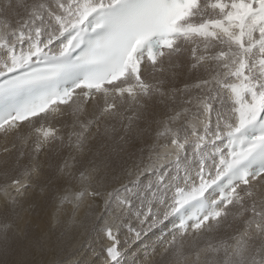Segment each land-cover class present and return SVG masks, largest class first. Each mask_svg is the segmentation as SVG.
I'll return each instance as SVG.
<instances>
[{"label":"snow or ice","instance_id":"obj_1","mask_svg":"<svg viewBox=\"0 0 264 264\" xmlns=\"http://www.w3.org/2000/svg\"><path fill=\"white\" fill-rule=\"evenodd\" d=\"M185 51L189 71L206 75L178 89L169 80ZM0 78V132L62 116V106L74 117L66 138L41 125L13 144L15 174L0 173L13 214L44 178L72 224L85 201H103V264H121V228L139 238L172 217L164 251L175 264H264V0H0ZM98 96L103 106L85 115L81 98ZM108 120L119 123L104 129L112 153H127L119 167L85 151ZM145 134L152 143L133 146ZM46 149L61 157L47 177ZM14 229L0 220L5 253Z\"/></svg>","mask_w":264,"mask_h":264},{"label":"rangeland","instance_id":"obj_2","mask_svg":"<svg viewBox=\"0 0 264 264\" xmlns=\"http://www.w3.org/2000/svg\"><path fill=\"white\" fill-rule=\"evenodd\" d=\"M181 63H182V67H180V68H178V69H175V71L178 73V75H180V74H182L184 71H186L187 69H189V64H190V61H189V53H187L186 55H185V52L182 54V56H181ZM165 67L167 68V63L165 64ZM187 73H190V71L189 72H187ZM147 75V74H146ZM158 76L159 75H161V74H157ZM164 75H166V76H169L170 77V73H165ZM206 75V73H198L196 76V79H195V82H196V80H197V78L198 77H202V76H205ZM194 82V83H195ZM169 84L171 85V86H174L175 87V85H176V81L175 80H169ZM192 91V94L193 95H195L196 94V92H197V90H195V89H192L191 90ZM100 101H103V99L101 98V97H97L95 100H92V101H89V100H86V99H84V98H81V100H80V102H82V103H84V104H82L81 106L84 108V110H85V115H88V114H90V113H92L96 108H98V107H100V105H101V107L103 106V102H100ZM91 105H92V107H91ZM95 105V106H94ZM98 105V106H97ZM87 107L88 108H91V109H87ZM87 111V112H86ZM90 111V112H89ZM111 121V122H110ZM116 124L117 125V127L119 128V123H118V121H114V120H108V121H101V123L99 124V126L100 127H98V128H93V130H92V136H90L91 138H90V140H92V141H94L93 143H92V141L90 142V140H89V142H88V144H89V146H87L86 145V149H85V151H87L89 148L90 149H94V150H96V149H98L100 152H101V154H102V156L100 157V158H98V159H102L103 158V156H105V155H109V154H111L112 155V158L116 161V164H117V166L119 167V165H120V163H121V161H122V158H124V157H126L127 156V153H120V155L119 156H117L115 153H112V146H116V141H115V139H112V140H109V139H106V138H104V136H102L101 135V133H102V131H104V129H105V126H106V124ZM101 124H103V125H101ZM140 127H143V125H142V122L140 123V125H139ZM103 129H102V128ZM59 128V127H58ZM101 128V129H100ZM96 129V130H95ZM97 130H99V132L97 131ZM95 131V132H94ZM98 133H97V132ZM135 131H133V133L131 134L132 135V137L134 136H136V132L134 133ZM10 133H13V132H10ZM93 133H95L94 135H93ZM100 137H99V136ZM93 136L94 137H96V136H98V138H100V140L101 141H99L98 140V138L96 137V142H95V140L94 139H92L93 138ZM32 139V138H31ZM35 138H33L32 140H34ZM20 140V138L18 139H16L10 146H9V151L8 152H6L5 154H7V155H5L4 157H3V159L1 158L0 159V173H2L3 171H5V170H8L9 172H10V174H15V173H13L12 172V167H13V165H14V162H15V160H16V157H17V148H19V146H20V143H21V141H19ZM152 139H151V137L149 138V139H146V136H144V138L142 139V140H140V141H137V142H134V145L133 146H135L136 148H139V147H141L142 145H146V144H151L152 143V141H151ZM99 141V142H98ZM110 141V142H109ZM97 143V144H96ZM98 143H99V145H98ZM105 143H107V144H105ZM113 143V144H112ZM13 144H15L16 146H17V148H13ZM102 144V145H101ZM112 144V145H111ZM97 145V146H96ZM101 145V146H100ZM94 146V147H93ZM114 146V147H115ZM97 147V148H96ZM101 147H103V148H101ZM127 147V146H126ZM107 149V150H106ZM67 150V149H66ZM66 150H64V152H62V155H67L68 154V152L66 151ZM103 150V151H102ZM131 151V148L129 147L128 148V152H130ZM15 152V153H14ZM11 153V155H9ZM14 153V154H13ZM64 153V154H63ZM8 156V157H7ZM12 156V157H11ZM15 156V157H14ZM140 156V153L139 152H137L136 154H135V156H133L132 157V159H137L138 157ZM144 156L146 157L147 156V150H145V153H144ZM14 157V158H13ZM49 157H51V163H52V165H53V169H48L47 168V163H48V158ZM6 159V160H5ZM2 160V161H1ZM60 161H61V157H58V156H56L55 154H54V152H49L47 149L45 150V153H42L41 154V156H40V162L42 163V164H44L45 165V177H47V176H49V175H51L52 174V172L54 171V168H55V166L56 165H58L59 163H60ZM24 162H26V161H24ZM127 163H131V160H128L127 161ZM0 182L1 183H3L4 181H3V178L2 177H0ZM41 187H44V193L43 194H41ZM52 188V189H51ZM34 189H35V191H34ZM34 189H31V190H29V192H30V194L29 195H27L28 193H26L25 194V196L23 197V198H20V202L18 203V205L16 206V208H15V214H13L12 212H11V210H10V206H8V207H5V204L4 205H2L3 204V201H0V209L2 208V207H4V208H2L1 210H3V211H1L0 210V220L1 219H4L5 217L7 218V219H10V220H12L13 222H15L14 224H17L18 225V220H19V216L20 215H23V216H25L27 219H28V223H30V226L29 225H27L28 223L26 222L25 224H23L22 225V230L21 231H18V230H16L17 229V225L15 226V229L13 230V231H11L10 233H9V249H8V252L7 253H5V256H4V251H3V249L1 250V247H0V260H1V264H3V263H6V264H8V262H9V264H17V263H20V261H18L19 260V258H17V257H19V255H18V252H20V249L22 248V249H25V250H27V251H25V250H22V254L23 253H26L27 255H28V257H26L25 256V261H24V259H23V262L22 263H20V264H32L31 262H33L34 261V259L33 258H36V256H37V254L39 253H42L43 251H41L40 249H41V247H39V249H38V247H37V245H39L41 242V240H42V238H41V240L39 241H37V239H40L39 238V234L41 235V236H44V237H46L47 236V233H48V236L49 237H47V239L49 240L50 238H52L53 240H54V242L55 243H53V240L52 239H50L49 241H51L50 242V246L51 247H49L48 245H46L47 247H49V249L50 248H53V246H55V244L56 243H58L59 244V242H60V240H56V239H63V237L65 236V238L63 239V240H61V242H60V244L61 245H63L64 247H61V245L59 244H56V246L55 247H59V248H56L55 250H57L58 252H59V249H60V247H61V249H60V251L62 250V249H65V250H63V251H61L62 252V254H61V252H56L55 250H52V249H50V250H52V253L50 252V250L49 249H46L47 251V253L45 252V249L44 248H42V250H44V253H42V256H41V254L39 255V259H40V256H41V258L43 257L44 258V260H39L38 259V256H37V258H36V263H37V261H40L39 262V264H45V262H47L46 264H68L67 262H69V260L70 259H74L73 261H71L70 260V262H69V264H82V263H80V262H83V261H85L86 263L88 262V261H91V262H88L87 264H103V261H104V259H105V253H104V248L103 247H105L107 244L106 243H108V241L106 240V239H103V240H106L105 242L102 240V238H104L103 236H102V232L100 233V231H99V227L101 226L102 227V223H100V222H98L96 219H97V217L95 218V216H94V214H93V208L99 203V202H101L102 200H97L95 203H94V206H92L91 207V209H92V211H91V209L88 207V211H89V209H90V211L88 212V214L90 215H87L88 216V220L87 219H85V224H87V225H84L83 226V224H80V222H81V220H80V222H78V223H76V225L74 224H71V225H73L74 227L72 228L71 227V225H70V228H64V227H66V226H63V225H61L62 223L60 222V225L64 228V230L66 229H70L69 230V232H67L66 230L64 231L63 230V228H60V225H59V222H57V217L54 219V221L52 222V224H51V226L49 227V230L46 232V234L44 233H39L38 232V230L36 229V224L38 223V222H41L43 225H44V220L46 219L45 218V213H46V210H51V209H54L53 207H54V204L55 203H57L56 202V200L55 199H53L54 198V187H51V185H46L45 184V179L44 178H42L39 182H38V185H37V187L36 188H34ZM39 189V190H38ZM31 191H33L34 193H36L37 192V194H39L38 192H40V194H39V196L38 195H36V194H31L32 192ZM49 191H51L50 193L51 194H46V192L47 193H49ZM34 195V196H33ZM50 195V196H49ZM35 196H37V197H40L41 196V201H42V198H46V200H44L43 199V201H42V203L43 202H47V200H48V202L46 203V204H39L38 203V198L36 199V200H38V201H36L35 200ZM51 196H53V198L51 197ZM32 197H33V199H34V201H31V200H29V198L30 199H32ZM50 197L52 198V200L50 199ZM32 199V200H33ZM29 200V201H28ZM52 201V203L50 202V201ZM23 201H25V202H23ZM28 201V202H27ZM23 202V203H22ZM32 202H36V203H34V205L32 204ZM22 203V204H21ZM31 203V204H30ZM37 204H39L40 206V209L36 206ZM31 205H33L34 206V209L32 208V206ZM2 206V207H1ZM29 206H30V209H29ZM101 206V207H100ZM102 206H103V203L102 204H100L99 205V207H100V209L102 208ZM38 208V209H36V208ZM24 208L26 209V210H24ZM81 208V207H80ZM28 210V211H27ZM36 212H35V211ZM4 211H5V213H4ZM25 211H27V212H25ZM23 212V213H22ZM4 213V214H3ZM59 213H61V212H59ZM91 213H92V216H91ZM32 214V215H31ZM33 217V219L31 218V216ZM66 215V214H65ZM28 216H30V217H28ZM67 216V215H66ZM65 216V220H67V218L68 217H66ZM99 216V215H98ZM90 217V218H89ZM12 218H14V219H12ZM30 218V219H29ZM63 218V217H62ZM61 218L59 217V221H61L60 220ZM91 219V220H90ZM133 220V222H131ZM87 221H88V223H87ZM96 221V222H95ZM131 223L128 221V223H130L133 227H135V228H138L137 226H139L138 225V223L136 222V220L133 218V219H131ZM170 221H171V224L173 223V221H175V220H173V219H168V220H166V221H164L160 226H155L153 229H148L146 232H144V233H142V235L139 237V238H137L135 235H134V233H130L128 230H127V227H125V230H126V232H125V230H124V228H121V230H123V231H119V233H120V235L118 234V239H122L123 237L126 239H123V240H125L124 242L121 240L120 241V243H119V247H120V249H121V252L122 251H124L123 253H122V256H121V264H143V263H148V264H159V262H161L160 264H162V262H163V264H167V263H170V261L171 262H173L174 264H175V261H174V259H173V257H172V255H171V253H165V252H163L164 250H165V248L168 246V242L171 240V236H172V234L170 235L169 233V235L167 234V230H165V229H167L168 228V225H169V223H170ZM57 222V225L55 224ZM135 222V223H134ZM95 223V224H94ZM136 223H137V225H136ZM55 224V225H54ZM78 224V225H77ZM80 224V225H79ZM99 224V225H98ZM101 224V225H100ZM27 225V226H26ZM47 225V223H45V225L44 226H46ZM58 225H59V227H58ZM81 225H82V228H81ZM26 226V227H25ZM55 226V229H52L53 227ZM58 228H57V227ZM77 226V227H76ZM78 226H80L79 228H78ZM86 226V227H85ZM90 226V227H89ZM93 228H92V227ZM95 226V227H94ZM98 226V227H97ZM146 227V226H145ZM162 227V230L160 231V228ZM80 228L82 229V231L80 230ZM85 228H86V230H85ZM92 228V229H91ZM96 228H97V231H96ZM52 229V230H51ZM57 229H60V232L57 234L58 235V237L57 238H55V236H57L55 233L57 232V231H59V230H57ZM78 230V231H76V232H78V234H81V237H80V235L79 236H77L78 234H76L75 233V231L74 230ZM83 229L85 230V231H83ZM61 230H62V232L64 231V233H65V235H64V233H63V235H61V237H59L60 236V233H61ZM79 230H80V232H79ZM90 230V231H89ZM53 233V234H55L54 236L52 235V236H50L51 234V232ZM73 231V232H72ZM94 231V232H93ZM72 232V234H71V236L73 235V237H70V233ZM86 232V233H85ZM91 232V233H90ZM98 232V233H97ZM16 233H20V235L18 236ZM33 233V234H32ZM36 233V234H35ZM66 233H69V234H67L66 235ZM75 235H74V234ZM82 233H83V236H82ZM89 233V234H88ZM93 233H95V236H94V234ZM121 233H122V235H121ZM126 233V234H125ZM128 233V234H127ZM62 234V233H61ZM101 236H100V235ZM125 236H124V235ZM130 234H133V235H131L130 236ZM32 235V236H31ZM46 235V236H45ZM87 235V236H86ZM92 235V236H91ZM96 235H97V237H96ZM34 236V237H33ZM40 236V237H41ZM63 236V237H62ZM67 236H69V237H67ZM74 236H76V237H74ZM91 236V237H90ZM94 236V237H93ZM102 237V238H100V237ZM122 236V237H121ZM129 236V237H128ZM160 236L162 237V238H160ZM28 237V238H27ZM36 237V238H35ZM88 239H87V238ZM133 239H132V238ZM136 237V238H135ZM32 238V240H33V238H35L36 239V241H35V239L31 242V240L30 239ZM67 238H69V240H70V238H71V240L73 239V238H75V239H73L72 241H69ZM77 238H79V241L77 240ZM91 238V239H90ZM44 239V238H43ZM95 239V240H94ZM97 239H98V241H97ZM26 240H28V243L29 244H26L27 242H25ZM45 240V241H44ZM43 241H42V243H41V245L40 246H42V247H45V244H46V242H48V244H49V241H46V239H44ZM65 240V241H64ZM68 242H67V241ZM75 240V241H74ZM92 240V241H91ZM93 240H94V243H93V245H91L92 244V242H93ZM100 240H102V242L100 241ZM129 240H131V241H129ZM58 241V242H57ZM63 241L65 242V245L66 244H71V245H69V247H67L68 245H64L63 244ZM73 241H74V243L76 242V244L78 245H76L75 246V244L73 243ZM87 241V242H86ZM91 241V242H90ZM96 241V242H95ZM33 242H35V244L33 243ZM40 242V243H39ZM78 242V243H77ZM82 242H83V244H82ZM86 242V243H85ZM99 242V243H98ZM122 242V243H121ZM128 244H127V243ZM0 243H1V245H2V248H3V242L2 241H0ZM39 243V244H38ZM43 243H44V245H43ZM72 243H73V247L75 246V248H73L72 247ZM84 243H85V245H84ZM99 244V249H98V244ZM25 244L27 245V246H25ZM33 244H34V247H33ZM37 244V245H36ZM89 244V245H88ZM97 244V247L95 246ZM106 244V245H105ZM122 244H124V245H122ZM128 246H127V245ZM130 244H132V245H130ZM29 245H30V247H29ZM35 245H36V247H35ZM53 245V246H52ZM83 245V246H82ZM89 246L88 247V249H87V247L86 246ZM91 245V246H90ZM105 245V246H104ZM121 245V246H120ZM130 245V246H129ZM72 248H71V247ZM123 246V247H122ZM25 247V248H24ZM26 247H27V249H26ZM46 247V248H47ZM96 247V248H95ZM130 247V248H129ZM34 248V249H33ZM69 248V251L68 250H66V249H68ZM84 249V251H83V249ZM89 248H93V250H94V253H96L97 254V256L94 254V253H91V249H89ZM100 248H103V249H100ZM36 249V250H35ZM38 249V250H37ZM71 249V250H70ZM73 249V250H72ZM124 249V250H123ZM35 250V251H34ZM74 250H76V251H74ZM79 250V251H78ZM89 250V251H88ZM93 250H92V252H93ZM99 250V253H97V251ZM126 250V251H125ZM1 251H3L2 253H1ZM25 251V252H24ZM38 253H37V252ZM54 251V252H53ZM66 251H67V253H66ZM101 251H103V253L101 252ZM64 252V253H63ZM72 252V253H71ZM76 252V253H75ZM82 252H83V255H81L80 256V259L78 258L79 257V253H81L82 254ZM85 252H86V254H85ZM88 252H90V256L89 255H87V254H89ZM127 252V253H126ZM52 254V255H50L49 257L51 258H49V257H47L48 255L47 254ZM55 254V256H54V254ZM70 253H71V255H70ZM21 254V255H22ZM26 254H23V255H26ZM36 254V255H35ZM47 256H46V255ZM60 254V255H59ZM77 254V255H76ZM102 254V255H101ZM3 255V256H2ZM16 255H18V256H16ZM22 255V256H23ZM31 255H32V257H31ZM58 255V256H57ZM67 257H66V256ZM75 255V256H74ZM94 256V258L92 259V260H90L93 256ZM47 257V258H45V257ZM62 258H61V257ZM72 256V257H71ZM84 256V257H83ZM92 256V257H91ZM99 256V257H98ZM102 256H104V257H102ZM166 256V257H165ZM3 257H5V261L6 260H8V261H4L2 258ZM24 257V256H23ZM56 259H55V258ZM60 257V258H59ZM83 259H82V258ZM85 257H90V259L87 261V259L85 258ZM104 258V259H102V258ZM163 257H165V258H167L168 257V259L166 260L165 258H163ZM26 258H27V260H26ZM31 258H32V260H31ZM70 258V259H69ZM99 258H101V259H99ZM171 260H170V259ZM18 259V260H17ZM76 259H77V261H78V259H79V261L77 262L76 261ZM81 259H82V261H81ZM85 259V260H84ZM165 259V260H164ZM30 260H31V262H30ZM48 260H49V262H48ZM53 260V261H52ZM100 260V261H99ZM162 260V261H161ZM173 260V261H172ZM16 261V262H15ZM35 261L33 262V264L35 263ZM45 261V262H44ZM76 263H75V262ZM97 261V262H96ZM102 261V262H101ZM168 261V262H167ZM29 262V263H28ZM74 262V263H73ZM85 262H83V264H86ZM96 262V263H95ZM99 262V263H98ZM101 262V263H100ZM146 263V264H147Z\"/></svg>","mask_w":264,"mask_h":264},{"label":"bare ground","instance_id":"obj_3","mask_svg":"<svg viewBox=\"0 0 264 264\" xmlns=\"http://www.w3.org/2000/svg\"><path fill=\"white\" fill-rule=\"evenodd\" d=\"M188 52L187 51H185V55L187 54ZM187 72H189V69H187L186 71H184L182 74H180V75H177V77L175 78V81H176V85H175V87L176 88H178V89H182L183 87H184V85L187 83V84H193L194 82H195V79H196V75L198 74V73H205L203 70H200V72H198V73H193V72H190V73H187ZM196 90V89H195ZM79 91V90H78ZM103 99V98H102ZM100 102H103V101H100ZM81 103V105L82 104H84V103H82V102H80ZM95 106V105H94ZM98 106V105H97ZM62 107H65V112H64V114L62 115V116H57V117H48L47 119H45V120H40L39 118H34V120H35V123L33 124V125H28L27 123H25V125L23 126V127H21L19 130H17V131H11V132H13V133H10V132H8L7 134H5V133H3V132H0V159L2 158L3 159V157L5 156V155H7V154H5L6 152L4 151V149L5 148H7V149H9V146L18 138H20V140L19 141H21V139L22 138H24V137H29L30 136V138H35V136H36V133H35V131H34V129L35 128H38V127H40L41 125H45V126H49V125H51V126H53V127H56V128H58L59 130H60V134L61 135H63V136H65V138L67 137V134H68V132L69 131H71L72 130V123H73V120H74V117L71 115V110L69 109V108H67L66 106H62ZM91 107H92V105H91ZM100 107H101V105H100ZM87 109H91V108H88L87 107ZM151 110V109H150ZM165 109H163L162 107H160V106H157V108H156V112H155V118H158V119H162V118H164V115H165ZM87 112V111H86ZM90 112V111H89ZM115 121V120H114ZM111 122V121H110ZM101 123V122H100ZM112 124V123H111ZM101 125H103V124H101ZM142 125H143V127H145L146 125H145V123L144 122H142ZM98 127H100V126H98ZM102 128V127H101ZM100 128V129H101ZM151 128H152V130H154L155 128H156V125L153 123L152 125H151ZM103 129V128H102ZM96 130V129H95ZM98 132H99V130H97ZM96 131V132H97ZM95 132V131H94ZM97 132V133H98ZM135 133V132H134ZM95 133H93V135H94ZM96 135V134H95ZM101 135L102 136H104V138H105V135H104V131H102V133H101ZM90 136H92V134L90 135ZM99 136V135H98ZM98 136H96L97 138H98ZM132 136V135H131ZM145 136H146V139H149L150 138V136L149 135H147V134H145ZM94 137V136H93ZM96 137H95V139H96ZM100 137V136H99ZM134 137V136H133ZM90 138L91 137H89V140H90ZM31 139V140H32ZM93 139V138H92ZM94 139V140H95ZM98 140L99 141H101L100 140V138H98ZM92 140H90V142H91ZM98 141V142H99ZM152 141V140H151ZM16 142V141H15ZM94 141H92V143H93ZM95 142H96V140H95ZM110 142V141H109ZM97 144V143H96ZM105 144H107V143H105ZM113 144V143H112ZM111 144V145H112ZM9 145V146H8ZM98 145H99V143H98ZM102 145V144H101ZM100 145V146H101ZM87 146H89V144H87ZM97 146V145H96ZM115 146V145H114ZM114 146H112V147H114ZM143 146V145H142ZM94 147V146H93ZM87 148V147H86ZM97 148V147H96ZM101 148H103V147H101ZM90 149V148H89ZM64 150H66V149H64ZM64 150H63V152H64ZM94 150V149H93ZM107 150V149H106ZM67 152H68V150H66ZM103 151V150H102ZM161 151H164L163 149L161 150ZM15 153V152H14ZM13 153V154H14ZM101 153V152H100ZM5 154V155H4ZM64 154V153H63ZM103 154V153H102ZM9 155H11V153L9 154ZM3 156V157H2ZM8 157V156H7ZM12 157V156H11ZM15 157V156H14ZM13 157V158H14ZM134 158V157H133ZM123 159V158H122ZM6 160V159H5ZM2 161V160H1ZM1 183V182H0ZM51 187H53V186H51ZM52 189V188H51ZM39 190V189H38ZM34 191H35V189H34ZM32 193L31 194H36V195H38L39 196V194H40V192H38L39 194H37V192L36 193H34L33 191H31ZM51 191H49V193H47L46 192V194H51L50 193ZM43 193H44V191H43ZM42 192H41V194H43ZM30 194V192H28V194L27 195H29ZM40 194V195H41ZM54 195V194H53ZM34 196V195H33ZM50 196V195H49ZM37 196H35L34 198H35V200L38 198V200H36V201H38V203L39 204H41L42 203V201H43V199L44 198H42V201H41V196L40 197H37ZM52 198H53V196H51ZM50 197V199L52 200V198ZM32 199H33V197H32ZM32 199H30L29 198V200H31V201H34V199L32 200ZM54 199V198H53ZM28 200V201H29ZM44 200H46V198L44 199ZM0 201H3V200H0ZM27 201V202H28ZM50 201V200H49ZM23 202H25V201H23ZM22 202V203H23ZM47 202H48V200H47ZM46 202V203H47ZM51 203H52V201H50ZM21 203V204H22ZM34 203H36V202H32V204L34 205ZM44 204H46L45 202H43ZM42 203V204H43ZM103 203V201H101V202H99L94 208H93V214H94V216H95V218L96 217H98V215H100L101 213H102V211H103V206H102V208L100 209V207H99V205L100 204H102ZM31 204V203H30ZM39 204H37L36 206L40 209V205ZM2 205H4V202H3V204ZM33 205H31L32 206V208L34 209V206ZM93 206H94V204H93ZM2 207V206H1ZM2 208H4V207H2ZM1 208V209H2ZM31 208V209H32ZM36 208V207H35ZM38 208H36V209H38ZM54 209H51V210H46V213H45V220L43 221L44 222V225H45V223H47V225L46 226H44L41 222H38L37 224H36V229L38 230V232L39 233H45L46 234V232L49 230V227L51 226V224H52V222L54 221V219L56 218V217H60L61 219V221H59V225H60V222L62 223L61 225H63V226H66V227H64V228H70V225L72 224V223H70V221H69V219L67 218V220H65V212L66 211H70L71 209H70V206H66L65 207V210H60V211H58L57 210V203H55L54 204V207H53ZM0 209V210H1ZM29 209H30V206H29ZM30 209V210H31ZM32 209V210H33ZM38 209V210H39ZM91 209V208H90ZM90 209H89V211H90ZM24 210H26L25 208H24ZM1 211H3V210H1ZM28 211V210H27ZM27 211H25V212H27ZM35 211V210H34ZM37 211V210H36ZM35 211V212H36ZM88 201H85V203L83 204V205H81V208L77 211V213H76V221H77V223L78 222H80V220H81V222H80V224H83V226L84 225H87V224H85V219H87L88 220V216L87 215H89L88 214ZM91 211H92V209H91ZM59 212H61V213H59ZM4 213H5V211H4ZM3 213V214H4ZM23 213V212H22ZM28 213V212H27ZM32 215V214H31ZM30 215V216H31ZM30 216H28V217H30ZM90 216V215H89ZM91 216H92V213H91ZM63 217V218H62ZM67 217V216H66ZM93 217V216H92ZM19 220H18V225L17 224H15V226L17 225V229L16 230H18V231H21L22 230V225L23 224H25L26 222L28 223V219L25 217V216H23V215H20L19 217ZM31 218L33 219V217L31 216ZM90 218V217H89ZM12 219H14V218H12ZM30 219V218H29ZM57 219V218H56ZM133 219V218H132ZM171 219H173V220H175V221H173V223L171 224V221H170V223H169V225H168V228L167 229H165V230H167V234L169 233L170 235L171 234H173V230H174V227H175V225L176 224H178L179 223V220H178V218H176V217H172V218H170V220ZM2 220V219H1ZM91 220V219H90ZM97 220V219H96ZM131 221V219L129 220V222ZM96 222V221H95ZM131 222H133V220L131 221ZM130 222V223H131ZM137 222V221H136ZM15 223V222H14ZM87 223H88V221H87ZM101 223V222H100ZM135 223V222H134ZM56 225H57V222L55 223ZM54 224V225H55ZM79 224V225H80ZM95 224V223H94ZM27 225H29L30 226V223H28ZM26 225V226H27ZM59 225H58V227H59ZM60 225V228H63L62 226ZM74 225V224H73ZM73 225H71V227L73 228L74 226ZM76 225V224H75ZM78 225V224H77ZM99 225V224H98ZM101 225V224H100ZM136 225H137V223H136ZM161 225V224H160ZM160 225H158V226H160ZM25 226V227H26ZM88 226V225H87ZM57 227V226H56ZM57 227V228H58ZM77 227V226H76ZM80 226H78V228H79ZM86 227V226H85ZM90 227V226H89ZM92 227V226H91ZM95 227V226H94ZM98 227V226H97ZM137 227H139V226H137ZM64 228H63V230H64ZM81 228H82V225H81ZM80 228V230L82 231V229ZM93 228V227H92ZM91 228V229H92ZM99 228H101V226L99 227ZM135 228V227H134ZM52 229H55V226L52 228ZM51 229V230H52ZM153 229V228H152ZM57 230H59V231H57L55 234L57 235L59 232H60V229H57ZM66 230V229H65ZM64 230V231H65ZM68 230V231H67ZM66 231L67 232H69V230L70 229H67ZM80 230H79V232H80ZM85 230H86V228H85ZM84 229H83V231H85ZM124 230H125V228H124ZM162 230V227L160 228V231ZM64 231L62 232V230H61V233H60V236L59 237H61V235H63V233H64ZM75 231V233L76 234H78V232H76V231H78V230H74ZM90 231V230H89ZM96 231H97V228H96ZM120 231H123V230H121L120 229ZM51 232V231H50ZM73 232V231H72ZM72 232L70 233V237H73V235L71 236V234H72ZM94 232V231H93ZM125 232H126V230H125ZM49 233V232H48ZM48 233H47V236L46 237H44V236H41L40 234L38 235L39 236V238L40 239H37V241L39 240H41V238L43 237L44 239H46V241H49L50 239H52V238H50L49 240L47 239V237H49L48 236ZM81 233V232H80ZM86 233V232H85ZM91 233V232H90ZM98 233V232H97ZM101 233V232H100ZM131 233V232H130ZM33 234V233H32ZM36 234V233H35ZM51 235L50 236H54L55 234H53L52 232L50 233ZM67 234H69V233H66V235ZM74 234V233H73ZM89 234V233H88ZM94 234V236H95V233H93ZM126 234V233H125ZM128 234V233H127ZM168 234V235H169ZM64 235H65V233H64ZM75 235V234H74ZM80 235V237H81V234H78L77 236H79ZM100 235V234H99ZM119 235H120V233H119ZM121 235H122V233H121ZM124 235V234H123ZM131 235H133V234H130V236ZM135 235V234H134ZM32 236V235H31ZM41 236V237H40ZM82 236H83V233H82ZM87 236V235H86ZM92 236V235H91ZM90 236V237H91ZM93 236V237H94ZM101 236V235H100ZM99 236V237H100ZM102 236H103V234H102ZM125 236V235H124ZM34 237V236H33ZM58 237V235L57 236H55V238H57ZM63 237V236H62ZM67 237H69V236H67ZM74 237H76V236H74ZM96 237H97V235H96ZM122 237V236H121ZM129 237V236H128ZM28 238V237H27ZM36 238V237H35ZM35 238H33V240L35 239ZM42 238V240L40 241L41 243H42V241L44 240ZM65 238V236L63 237V239ZM87 238V237H86ZM100 238H102V237H100ZM126 238V237H125ZM124 237L121 239L123 242L126 240ZM132 238V237H131ZM136 238V237H135ZM160 238H162L161 236H160ZM30 239V238H29ZM63 239H56V240H60V242H61V240H63ZM68 240H69V238H67ZM73 239H75V238H73ZM72 239V240H73ZM88 239V238H87ZM91 239V238H90ZM104 238H102V240H103ZM119 239V242L121 241ZM123 239H125V240H123ZM133 239V238H132ZM31 240V242L33 241L32 240V238L30 239ZM53 240V239H52ZM71 240V238H70V240L69 241H72ZM77 240L79 241V238H77ZM95 240V239H94ZM94 240H93V242H92V244L91 245H93V243H94ZM102 240H100L101 242H102ZM35 241H36V239H35ZM45 241V240H44ZM43 241V242H44ZM65 241V240H64ZM63 241V244L65 245V242ZM67 241V240H66ZM75 241V240H74ZM74 241H73V243H74ZM92 241V240H91ZM90 241V242H91ZM97 241H98V239H97ZM104 242L106 241V240H103ZM108 241V240H107ZM106 241V242H107ZM129 241H131V240H129ZM25 242H27L26 244H29L28 243V240H26ZM39 242V243H40ZM50 242L51 241H49V244H48V242H46V244H45V247H42V246H40L41 245V243L39 244V245H37V247L39 246V247H41V251H43L42 253H44V250H42V248H44L45 249V252L47 251L46 249H49V247H51L50 246ZM56 242V241H55ZM54 242V240H53V243H55ZM58 242V241H57ZM60 242H59V244H60ZM68 242V241H67ZM87 242V241H86ZM85 242V243H86ZM96 242V241H95ZM34 244H35V242H33ZM52 243V242H51ZM73 243H72V247H73ZM78 243V242H77ZM85 243H84V245H85ZM99 243V242H98ZM97 243V244H98ZM110 242L108 241V243H106L107 245L109 244ZM122 243V242H121ZM127 243V242H126ZM25 244V246H27ZM34 244H33V247H34ZM56 244H58V243H56ZM56 244H55V246H56ZM58 244V245H59ZM62 244V243H61ZM60 244V245H61ZM75 244V246L77 245L76 244V242L74 243ZM82 244H83V242H82ZM97 244L95 245L96 247H97ZM105 244V245H106ZM128 244V243H127ZM126 244V245H127ZM36 245H35V247H36ZM43 245H44V243H43ZM46 245H48L49 247H47ZM66 245H68V244H66ZM65 245V246H66ZM69 245H71V244H69ZM69 245L67 246V247H69ZM79 245V244H78ZM77 245V246H78ZM89 245V244H88ZM86 246L87 247V249H88V247L89 246ZM90 245V246H91ZM104 245V246H105ZM122 245H124V244H122ZM130 245H132V244H130ZM129 245V246H130ZM53 246V245H52ZM55 246H53V248H50V249H52V250H55L56 248H59L58 246L57 247H55ZM75 246L73 247V248H75ZM83 246V245H82ZM101 246V245H100ZM99 244H98V249H99ZM121 246V245H120ZM128 246V245H127ZM0 247H1V250L3 249L2 248V245H1V243H0ZM29 247H30V245H29ZM39 247H38V249H39ZM47 247V248H46ZM61 247H64L63 245H61ZM61 247H60V249H61ZM71 247V246H70ZM71 247V248H72ZM95 247V248H96ZM102 247V246H101ZM123 247V246H122ZM23 248V247H22ZM21 248V249H22ZM25 248V247H24ZM104 248V247H103ZM103 248H100V249H103ZM130 248V247H129ZM20 249V252H18V255H19V257H17V258H19V260L18 261H20V263H22L23 262V259L25 258V256L26 257H28V255L26 254V253H23V254H26V255H23L22 254V250H25V249H22L21 250ZM26 249H27V247H26ZM34 249V248H33ZM37 249V250H38ZM49 249V250H50ZM60 249H59V252H61V251H63V250H65V249H62L61 251H60ZM83 249V248H82ZM89 249H91L90 251H91V253H94V250H93V248H89ZM36 250V249H35ZM34 250V251H35ZM52 250H50V252L52 253ZM66 250H68L69 251V248L68 249H66ZM71 250V249H70ZM73 250V249H72ZM92 250H93V252H92ZM124 250V249H123ZM25 251H27V250H25ZM24 251V252H25ZM56 252H58L57 250H55ZM74 251H76V250H74ZM79 251V250H78ZM83 251H84V249H83ZM89 251V250H88ZM96 251V250H95ZM126 251V250H125ZM3 251H1V253H2ZM37 252V251H36ZM39 252V251H38ZM37 252V253H38ZM54 252V251H53ZM58 252V253H59ZM102 253H103V251H101ZM124 251H122V253H123ZM163 252H165V251H163ZM4 253V256H5V252H3ZM42 253H40L41 254V256H42ZM47 253V252H46ZM45 254L47 257H49L50 255H52V254ZM64 253V252H63ZM66 253H67V251H66ZM72 253V252H71ZM71 253H70V255H71ZM76 253V252H75ZM89 254H87V255H89L90 256V252H88ZM97 253H99V250L97 251ZM127 253V252H126ZM24 256H22V255ZM39 254V253H38ZM37 254V256H38V259H39V255ZM54 254V253H53ZM61 254H62V252H61ZM80 255H79V259H80V256L81 255H83V252H82V254L81 253H79ZM85 254H86V252H85ZM96 256H97V254L96 253H94ZM18 255H16V256H18ZM36 255V254H35ZM60 255V254H59ZM77 255V254H76ZM94 255V256H95ZM102 255V254H101ZM3 256V255H2ZM37 256H36V258H37ZM41 256H40V259L39 260H44V258L42 257L41 258ZM54 256H55V254H54ZM58 256V255H57ZM66 256V255H65ZM68 256V255H67ZM66 256V257H67ZM75 256V255H74ZM93 256V255H92ZM91 256V257H92ZM94 256L90 259V257H85L86 259H87V261L90 259V260H92L93 258H94ZM31 257H32V255H31ZM45 257V256H44ZM47 257H45V258H47ZM51 257V256H50ZM49 257V258H50ZM61 257V256H60ZM59 257V258H60ZM72 257V256H71ZM84 257V256H83ZM99 257V256H98ZM102 257H104V256H102ZM101 257V258H102ZM166 257V256H165ZM165 257H163V258H165ZM29 258V257H28ZM36 258H33L34 259V261L36 260ZM52 258V257H51ZM50 258V259H51ZM55 258V257H54ZM57 258V257H56ZM55 258V259H56ZM62 258V257H61ZM82 258V257H81ZM101 258H99V259H101ZM1 259V258H0ZM3 260L5 259V257H3L2 258ZM70 259V258H69ZM79 259H78V261H79ZM83 259V258H82ZM82 259H81V261H82ZM102 259H104V258H102ZM166 260L168 259V257L167 258H165ZM164 259V260H165ZM170 259V258H169ZM26 260H27V258H26ZM31 260H32V258H31ZM31 260H30V262H31ZM71 261H73L72 259H70ZM70 260H69V262H70ZM85 260V259H84ZM171 260V259H170ZM5 261V260H4ZM6 261H8V260H6ZM5 261V262H6ZM24 261H25V259H24ZM33 261V262H34ZM53 261V260H52ZM76 261H77V259H76ZM77 261V262H78ZM100 261V260H99ZM162 261V260H161ZM173 261V260H172ZM0 262H1V260H0ZM10 262V261H9ZM9 262H8V264H9ZM16 262V261H15ZM33 262H31L32 264H33ZM39 262L40 261H37V263H36V261H35V263L34 264H39ZM45 262V261H44ZM48 262H49V260H48ZM69 262H67L68 264H69ZM75 262V261H74ZM73 262V263H74ZM83 262H85V261H83ZM83 262H80V263H82L83 264ZM88 262H91V261H88ZM87 262V263H88ZM97 262V261H96ZM95 262V263H96ZM102 262V261H101ZM100 262V263H101ZM164 262V261H163ZM163 262H162V264H163ZM168 262V261H167ZM20 263H17V264H20ZM29 263V262H28ZM47 262H45V264H46ZM71 263V262H70ZM76 263V262H75ZM86 263V262H85ZM86 263V264H87ZM99 263V262H98ZM147 263V262H146ZM146 263H143V264H146ZM161 262H159V264H160ZM1 264V263H0ZM3 264H6V263H3ZM51 264V263H50ZM53 264V263H52ZM79 264V263H78ZM148 264V263H147ZM167 264H174L173 262H171L170 261V263H167Z\"/></svg>","mask_w":264,"mask_h":264}]
</instances>
